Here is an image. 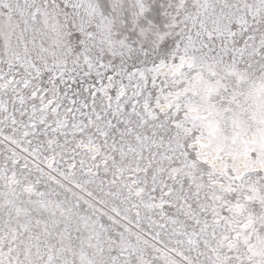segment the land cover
<instances>
[{
  "label": "snow or ice",
  "instance_id": "snow-or-ice-1",
  "mask_svg": "<svg viewBox=\"0 0 264 264\" xmlns=\"http://www.w3.org/2000/svg\"><path fill=\"white\" fill-rule=\"evenodd\" d=\"M0 264H264V0H0Z\"/></svg>",
  "mask_w": 264,
  "mask_h": 264
}]
</instances>
